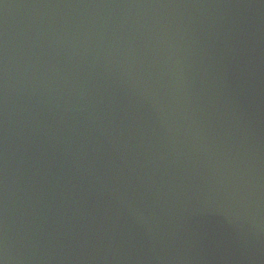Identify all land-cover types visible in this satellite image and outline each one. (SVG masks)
<instances>
[{"label": "water", "instance_id": "1", "mask_svg": "<svg viewBox=\"0 0 264 264\" xmlns=\"http://www.w3.org/2000/svg\"><path fill=\"white\" fill-rule=\"evenodd\" d=\"M0 264H264V0H0Z\"/></svg>", "mask_w": 264, "mask_h": 264}]
</instances>
